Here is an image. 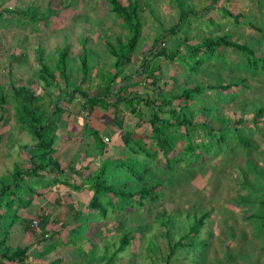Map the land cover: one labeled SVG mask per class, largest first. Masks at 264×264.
Instances as JSON below:
<instances>
[{"label": "rangeland", "instance_id": "obj_1", "mask_svg": "<svg viewBox=\"0 0 264 264\" xmlns=\"http://www.w3.org/2000/svg\"><path fill=\"white\" fill-rule=\"evenodd\" d=\"M121 2L127 4V0H121ZM141 2L144 7L141 12L142 38L132 57L133 62L125 66L126 73L132 75L131 79L134 77L138 80L136 84L141 94L151 93L150 79L142 73L144 60H154L153 55L162 48L168 49L167 52H169V48L175 47L177 36L170 34L169 30L182 22H187L188 25L191 23L190 44L201 41L207 36L229 33L233 35L232 40L247 42L256 55L264 57V0H180V2L142 0ZM179 3L185 4L188 12L183 20ZM18 4H22L20 7L23 8L33 4L43 14L37 22H31L29 16L17 7V14L5 13L0 24V101L3 94L7 97V101L3 103L4 109L1 107L3 110H0V189L4 183H13L16 163L21 162L22 152L26 151L25 148L20 149V145H27L32 149L35 145H31V142L38 141L37 136H26V133L22 131V124L16 116L18 103L13 100L11 88L9 89V85L12 84L26 85L36 92L40 91L38 87L42 84L38 82L37 72L40 71L41 63L37 62L36 58L34 60V55L37 57L39 50H43L44 62L50 69H54L59 62L61 49L67 44L70 45L68 70L70 77L73 74L70 86H75L91 95H98L100 92L98 86L104 84L101 79L103 74L109 70L114 72L113 65L116 61V55L107 48L106 41L116 44L115 46L119 48L117 38L126 39L129 36V31L123 26V19L111 12L109 3L105 0H9L6 3L13 9ZM225 9L242 15L238 23L234 17L225 15ZM182 35V33L179 34V36ZM84 46L89 50V61L93 68L83 81L80 57ZM154 47L157 48L154 49ZM181 49L185 51V45ZM222 53L225 61L214 59L205 64L203 69L194 75L195 83L204 82L207 85L240 81L244 84L228 90H208L195 102V108L210 104L219 107L220 114H226L234 120L238 118L249 120L256 108L264 107V74H255L247 69L248 67H240V58L243 55L232 47L224 48ZM166 59L163 57L157 63H160L159 67L164 70L168 65L169 69L165 74L168 84L173 73L178 75L180 82H183L181 73L185 67L184 64L178 62L168 64ZM57 80V83L61 84L63 78L59 76ZM140 81L142 83L139 85ZM126 83L128 81L120 77L114 83V88L118 90L124 85L121 94H130L125 86ZM171 84L168 85L167 90L171 88ZM66 91V89L64 92L59 91L61 94H52V97L59 100L66 112H68L67 109L72 108L81 113L80 117L91 116L87 110L90 109V105L84 104L85 99L80 95L81 93L72 94L71 87L67 91L68 94H65ZM219 91L223 92V97ZM40 93L43 94V90ZM52 97L45 93L42 98L40 97V101L48 103ZM122 106L125 108L126 104L123 103ZM94 109L92 114L94 121L105 118L106 122L111 121L110 124H114L115 112H111L107 102H101ZM66 112L61 114V119L64 121L68 117ZM129 114L130 112L123 114L126 120L124 132L132 128L139 132L142 130L141 127H137L139 121L144 122L150 117L147 109H143L141 120ZM79 116L70 121L76 124L74 128L77 129L81 128L78 125V121L81 122ZM103 134H107L110 139L111 137L115 139L114 145L117 144V132L113 128L108 125L101 127L99 131L101 139L105 137ZM248 137L255 143L254 150L248 153L239 148L229 162L219 158H208L193 168L181 163L174 172H169L162 167L155 169L154 178L162 183L157 191L164 195L150 203L151 212H142L144 210L142 208L143 210L134 209L127 212L118 219H115L117 214L111 215V218L106 221V226L99 227L98 224L92 226L91 230H95L92 234L93 241L69 244L70 247L64 246L66 249L71 248L69 251L60 248L61 257L55 264H105L106 255L103 245L106 242L110 244L108 255H111L120 245L123 230L119 225L137 227L139 222L151 224V226L144 232L140 230L133 232L135 239L133 244L122 257L115 258L116 263L164 264L163 260L169 252V243L164 233L166 227L160 220V214L163 211H166V215L171 219L172 223L169 227L173 231L174 238L190 229V224L194 223L196 216L198 218L208 212L201 229L203 232L201 238L209 241L202 259L203 264H264V244L256 234L252 220L249 219V214L257 207L246 205L241 199L247 196L255 199L254 195H250V189L242 183L245 176L250 186H258L259 175L249 168L250 160L253 159L260 169L264 168V114ZM93 139L96 144L101 143L96 135ZM18 141H23V144ZM96 151L95 147H89V156L93 157L92 154ZM106 159L108 158H100L96 164L99 165ZM38 187L44 186L39 183ZM140 212L142 213L139 214ZM1 223L3 228L0 237H4V231L7 228L9 230L13 228L8 219H2ZM86 225H88L87 222ZM98 229L100 234L96 233ZM149 241L155 244L156 253L148 249ZM53 249L50 251H56L59 247ZM79 249L82 250L79 251ZM185 256L184 252L176 254L170 264H181L179 261L183 259L185 264H194L195 261L187 262L189 259ZM27 264H49V262L31 259Z\"/></svg>", "mask_w": 264, "mask_h": 264}, {"label": "trees", "instance_id": "obj_2", "mask_svg": "<svg viewBox=\"0 0 264 264\" xmlns=\"http://www.w3.org/2000/svg\"><path fill=\"white\" fill-rule=\"evenodd\" d=\"M8 1L0 0V24L5 13L13 12L17 14V7L22 6V4H18L14 9L10 8V6L6 5ZM105 1L109 3L111 12L116 14L118 18L123 19V26L129 31V36L126 39L117 38L119 48L115 46L116 44L106 41L107 48L116 55V61L113 65L114 72L109 70L110 72L104 73L101 78L106 84V94L93 96L84 90L75 88V86H70L73 74L71 72L72 75L71 77L69 76L68 65L71 46L67 44L61 49L59 62L54 69H50L48 64L44 62L42 58L43 50H39L37 57L34 55V60L36 58L37 62L41 63L40 71L37 72L38 82L44 86L43 90L51 97L53 94L52 90L64 92L65 89L68 91L71 87L72 94L81 93L80 95L85 99L84 104H89L90 109H92L101 102H105L107 94H114V83L119 77H122L124 81H128L130 85L135 84L131 79L132 75L126 73L127 67L125 66H129L133 62L132 57L142 38L141 12L144 9L142 0H127V4H124L121 0ZM177 1L180 2V0ZM179 5L181 7V19L183 20L188 12L185 9V4L179 3ZM20 8L29 16L31 22H37L38 18H41L43 14L33 4L27 8ZM224 13L226 16L234 17L237 23L242 16L241 14H234L228 9H225ZM190 26L191 23L188 25L187 22H182L172 27L169 32L177 36L175 38L176 43H174L175 47L169 48V52L165 48L157 49L158 51L156 50L157 52L153 55L154 60H144L143 70L148 77L147 79H150L151 93L144 95L137 91L134 92L136 94L134 97L127 98L126 95L121 94L123 86L116 91L117 94H115L118 100L114 103L116 106L114 123L119 130L116 137L115 153L121 155L116 159H106L99 165L94 164L92 167L93 174L88 175L92 179L90 187L94 192L89 197L87 207L95 210L94 213H89V210L80 208L78 203L71 200L70 204H68L70 207L66 208L69 220L67 222L63 221L65 224L62 222L61 229L57 226L56 230L50 232V227L47 228L50 221L48 216H42L39 221L36 218H24L23 221L27 223L25 229L29 230L31 228L33 236H36L37 232H39L40 235H37H39L41 240H49L56 233L59 235L63 231L64 236L70 235L73 243H75L74 241H83L85 238L93 241L92 234L95 230H91L92 226L96 224L99 227L106 226V221L111 218V215L115 216L117 214L115 219H118V217L124 216L127 212H131L134 209L136 211L143 210L142 208H144L142 212H151L150 203L157 201L158 198L164 195L162 192L157 191L162 183L154 178L155 169L162 167L169 170V172H174L181 163L193 168L196 164L208 158H219L229 162L236 152L239 151V148L248 153L254 150L255 143L248 135L258 125L261 116L264 114V107L256 108L252 118L249 119L250 121L247 118L234 120L226 114H220V108L210 104L196 109L195 102L206 91L214 89L228 90L244 83L231 81V83L206 85L203 82L199 84L195 83L194 75L202 70L205 64L210 63L211 60L217 59L220 61L223 59L225 61L222 50L227 47H232L235 51L241 53L243 56L240 58L239 66L248 67L247 69L255 74H264V57L256 55L247 42L232 40L231 37L233 35L229 33L207 36L201 41L190 44L189 40L192 38ZM180 33L183 35L179 36ZM163 43L165 44V42ZM183 45H185V51L181 49ZM156 48L154 47V49ZM83 49L84 51L80 57V68L83 72L82 80L84 81L88 73L90 74L92 71L93 66L89 61V50L86 46ZM163 57L167 58L168 64L178 62L185 66L181 73L183 82H180L176 73H173L170 77V83L172 84L169 90H167V87L170 83L168 84V80L165 77L169 67L167 65L166 70H164L159 67L160 63H157ZM59 76L63 78L61 84L57 83V77ZM12 87L14 93L12 98L18 103L16 116L20 124H22V131L26 133V136H37L38 141L36 140L37 144L32 149L27 145L22 146L29 154L28 158H25L23 152L26 151H23L20 157L21 162L18 161L19 163L17 162L15 166L16 171L13 174V183H4V186L0 189V232L3 228L2 219H8L13 228L12 230L7 228L3 233L4 237H0V261L2 264H27L36 256V253L31 251L32 244L31 246H14L7 242L10 231L16 229L15 227L22 221L23 213L20 210L29 207L39 197H43L44 193L35 191V186H38L39 183H42L44 187L58 184L66 186L68 183L66 172L60 169V161L54 156L52 148L57 137V129L63 123L61 114L66 111L61 106V103L57 102L53 97L48 103H42L40 101L42 97L40 98L30 86L13 85ZM219 94L222 97L224 96L221 91H219ZM1 98L0 110H3V103L7 101V97L3 94ZM142 102H145L150 115L149 119L144 120V122L139 121L137 125V127L142 128L140 130L142 133H139L140 131L137 132L134 128L124 132L126 120H124L123 114L130 112L129 115L133 118L141 120L143 110L138 109L137 104L139 105ZM52 103H54L55 109L49 111ZM123 103L126 104V107H119ZM164 113L168 114L165 115ZM91 133L93 137L96 135L101 140L102 137L99 135L98 130H91ZM111 141L110 139V143ZM27 148L29 149L27 150ZM104 151L105 149L101 148V153H104ZM23 162H26V164L22 165ZM26 165L28 166L25 167ZM70 167L65 169H68L67 173L81 177L83 168H86V165L80 167L75 164ZM249 168L255 170L257 175H259L257 178L258 186H250L245 176H243L244 180L242 183L246 188L250 189V195H254L255 199L248 196L241 197V199L244 204L257 207L255 211L249 214V219L252 220L255 232L264 244V168L260 169L253 159L249 162ZM50 171H57L60 176L46 180V175ZM81 186V184L72 185L73 188H80ZM35 195L36 198H34ZM69 199L70 193L68 192L64 194L61 201L68 202ZM74 205L75 207L72 209L71 207ZM166 214V211L160 214L162 225L166 227L165 238L169 243V252L163 260L165 261L164 264L172 263L173 257L180 252L186 254V259H189L187 262L195 261L194 264L200 262H202L200 264H203L202 259L208 248L209 241L203 237L201 238L203 235L201 229L208 212L203 213L201 217L197 218L196 216L194 223L190 224V229L182 232L176 238H174L173 231L169 227L172 223L171 219ZM36 222L38 223L37 226L34 225ZM86 222L88 225H86ZM68 223L70 224L69 226L67 225ZM150 226L151 224L143 222H139L137 227L127 226L126 224L119 225L123 230L120 245L114 249L111 255H108L110 244L106 242L103 245L105 246L104 253L106 255L105 264H115L117 256V258H120L125 251H129L135 240L134 231L140 230L144 232ZM99 231L100 229L96 233ZM55 247L56 244L49 245L44 254L49 253ZM147 247L156 253V246L153 241H149ZM132 253L135 254V252ZM179 263L185 264L184 259L180 260Z\"/></svg>", "mask_w": 264, "mask_h": 264}, {"label": "crops", "instance_id": "obj_3", "mask_svg": "<svg viewBox=\"0 0 264 264\" xmlns=\"http://www.w3.org/2000/svg\"><path fill=\"white\" fill-rule=\"evenodd\" d=\"M142 73L145 74L143 70V66H142ZM132 81L135 84H131V85L128 83L125 84V86L128 88L130 92V94H124L126 95L127 98L134 97V95H136L134 92L138 91V85L136 84L138 80L133 77ZM142 81L139 82V85L142 83ZM105 85L106 84H100V86H98L100 87V92L98 95L103 96L104 94H106ZM12 86L13 85L10 84L9 89L11 88L10 92H12V96H13L14 93L12 91L13 90ZM115 88H113L114 94H107V97L105 98V102H107L109 104V107H111V112H115L116 106L114 103L116 102V100H118L116 96L117 89ZM38 89L41 91L43 90V87L39 86ZM40 91L38 92L35 91V92L38 96L42 97L45 94V91L43 90V94H41ZM52 92L53 94H56V95L60 94L59 91L52 90ZM65 94H68V93L65 92ZM89 94L91 95V93ZM13 100L16 102L14 98ZM57 102H59V100ZM119 107H123V106L120 104ZM94 108L87 109L89 111V114L91 115L88 118L80 117L79 115L81 113H78L79 111L75 109H72V108L69 110L67 109L68 112L66 113L68 117L66 118L65 121L62 120L64 122L61 125H59L57 129L58 131L56 135L57 137H56L55 143L53 144L52 148H53V153L55 154L54 156L60 161V166H61L60 169L66 172L65 174L67 175L68 183L66 184V186L64 184H58L56 186L49 185L48 187H43V188L35 186L36 187L35 191L44 193L43 197H39L37 200L33 201L29 207L22 208L20 210L23 213L22 221L19 222L18 225L15 224L18 226V227L17 226L15 227L16 229H14L13 231H10L9 240L7 243L14 245V246H25V245L31 246L32 244L31 251L36 253L35 258H33L34 260H41L43 262H47V263L49 262V264H55L57 263V260H59L61 257L62 252L61 253L59 252L60 248H63L66 251H69V249L71 248L66 249L64 248V246L70 247V245L72 244L73 245L80 244V242H85V241L90 242L89 239L85 238L83 239V241H74L75 243H73L72 240L70 239V235L64 236L63 231L59 235H57L56 233V235H54L53 237H50L49 240H45V239L41 240L39 237L40 235L39 232H37V234L39 235L36 234V236H33L31 232V228H29V230L25 229V227H27V223H25V221L23 220L24 218H32V219L36 218V220L39 221L42 218V216L44 217L48 216L50 221L48 223L49 225L47 228L50 227L51 229L50 232L53 230H56L57 226L59 227V229H61L62 224L63 223L65 224V222L69 220L68 218L69 216L66 214L67 213L66 208L68 209V207H70L68 204H70L71 200H74V202L78 203L80 208H85L89 210L88 211L89 213L90 212L94 213L95 210L89 209L87 207L89 197L94 192L93 190H91L90 186L92 185V179L88 177V174L89 175L93 174L92 167L94 164L97 163V161L100 160V158L106 157L108 159H116L118 158V156L121 155V154L115 153V145H114L115 139H113L112 137H111V140H112L111 143L110 141L105 143L104 139H101V143L103 142L105 143L103 145L99 142L96 144L95 140L93 139L91 130L101 131V127H104L106 125L110 126V128H113L116 132H118L119 130L116 127V125H114L115 123L110 124L111 121L106 122L105 118L104 120L100 119V121L99 120L94 121L95 118L92 115L95 110ZM139 108H141L142 110L143 109L148 110L147 106H145V102H142L141 104H139L138 109ZM49 109H50L49 111H53L55 109L54 103L51 104ZM78 116L79 118H81L80 119L81 122L78 121L79 123L78 125L81 127L80 129L74 128L75 123L70 122L72 121V118L78 117ZM66 125L67 127H65ZM85 129H89V130L87 131ZM103 136H108V135L103 134ZM18 142H20V144H23V141H18ZM36 144H37L36 140L34 142H31V145H36ZM76 147L81 148V149H77ZM89 147H93V148L95 147L97 149L96 153L92 154L93 157L89 156V153H88ZM101 148L105 149L104 153H101ZM20 149H22V145H20ZM23 155L26 158L28 156L27 151L23 152ZM75 164L79 165L80 167L86 165V168H83V172H82L83 174L81 177L76 176V174L70 175L71 173H67L68 169L65 170L66 168H71L70 166H73ZM46 176H47L46 180H51L54 178H58L60 176V173L57 171H50ZM77 184L78 185L81 184L82 186L80 188L72 187V185L75 186ZM68 192L70 193L69 201L68 202L61 201L63 199L64 194ZM27 194L29 193L27 192ZM34 198H36V195ZM74 207L75 205L72 206L71 208L73 209ZM37 224L38 223L36 222V224L34 225L37 226ZM67 225L69 226L70 224L68 223ZM39 229L41 230L40 227ZM51 244H56L55 249L58 247L59 249L53 252L49 251V253L44 254V251ZM80 250L82 249H79V251ZM0 264H2L1 261H0Z\"/></svg>", "mask_w": 264, "mask_h": 264}, {"label": "built area", "instance_id": "obj_4", "mask_svg": "<svg viewBox=\"0 0 264 264\" xmlns=\"http://www.w3.org/2000/svg\"><path fill=\"white\" fill-rule=\"evenodd\" d=\"M104 141H105V142H109V141H110V138H109L108 136H105V137H104Z\"/></svg>", "mask_w": 264, "mask_h": 264}]
</instances>
